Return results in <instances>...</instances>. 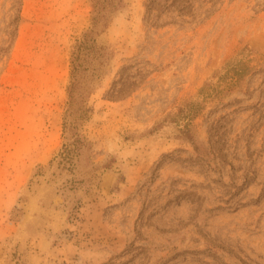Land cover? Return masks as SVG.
<instances>
[{"label":"rangeland","instance_id":"rangeland-1","mask_svg":"<svg viewBox=\"0 0 264 264\" xmlns=\"http://www.w3.org/2000/svg\"><path fill=\"white\" fill-rule=\"evenodd\" d=\"M111 1L0 0V264H264V0Z\"/></svg>","mask_w":264,"mask_h":264},{"label":"trees","instance_id":"trees-1","mask_svg":"<svg viewBox=\"0 0 264 264\" xmlns=\"http://www.w3.org/2000/svg\"><path fill=\"white\" fill-rule=\"evenodd\" d=\"M98 13L96 14L95 20L98 22L101 19L107 18L105 13H101L102 10L111 8L113 9V1L111 0H96ZM101 46H98L95 39L90 37L89 34H86L84 39L80 40L72 55V81L69 86V109L68 113H73L76 111H85V105L83 104V89L86 88L88 83V77L86 78V72L92 68V71H95V64L92 62V59L98 58L102 53L100 52ZM100 52V53H99ZM91 58V59H90ZM92 62V63H91ZM92 64L87 66V64ZM90 67V68H89ZM81 98V99H80ZM74 122H67L65 124L66 128L73 126ZM74 145L75 142L73 143ZM62 155H66L71 149L68 144H65Z\"/></svg>","mask_w":264,"mask_h":264}]
</instances>
